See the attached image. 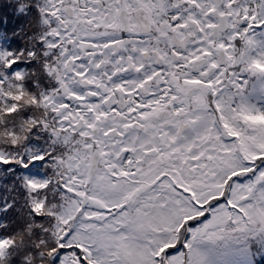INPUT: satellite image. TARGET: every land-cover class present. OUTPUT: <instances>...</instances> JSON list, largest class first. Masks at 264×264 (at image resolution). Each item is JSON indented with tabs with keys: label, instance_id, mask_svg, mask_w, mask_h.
<instances>
[{
	"label": "snow or ice",
	"instance_id": "snow-or-ice-1",
	"mask_svg": "<svg viewBox=\"0 0 264 264\" xmlns=\"http://www.w3.org/2000/svg\"><path fill=\"white\" fill-rule=\"evenodd\" d=\"M0 264H264V0H0Z\"/></svg>",
	"mask_w": 264,
	"mask_h": 264
}]
</instances>
